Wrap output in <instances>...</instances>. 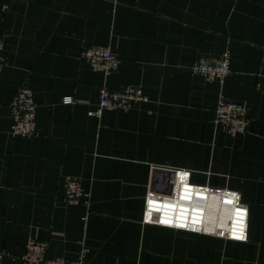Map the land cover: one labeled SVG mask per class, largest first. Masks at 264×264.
<instances>
[{"label": "crops", "instance_id": "1", "mask_svg": "<svg viewBox=\"0 0 264 264\" xmlns=\"http://www.w3.org/2000/svg\"><path fill=\"white\" fill-rule=\"evenodd\" d=\"M0 41V264H28L30 237L66 262L85 247V264H264V0H0ZM95 43L119 59L112 73L80 59ZM223 51L222 82L192 72ZM22 86L29 136L10 132ZM125 86L147 99L89 114L101 87ZM221 95L245 108L244 134L215 125ZM179 168L240 193L246 241L142 222L154 169ZM71 178L89 192L76 204L62 200Z\"/></svg>", "mask_w": 264, "mask_h": 264}, {"label": "built area", "instance_id": "2", "mask_svg": "<svg viewBox=\"0 0 264 264\" xmlns=\"http://www.w3.org/2000/svg\"><path fill=\"white\" fill-rule=\"evenodd\" d=\"M2 45L0 41V50ZM80 59L86 61L94 70L105 74L115 71L119 63V59L109 46L99 43L84 47L80 52ZM191 70L208 80L222 82L230 72L229 53L223 51L218 57L194 61ZM97 98L95 108L89 110L90 115L98 116L104 108L127 109L133 101L147 99L135 86H125L121 89L101 87ZM64 100L68 102L71 97H64ZM9 109L10 132L13 135L29 136L35 133L36 101L31 87L18 88L10 99ZM214 123L229 136L244 134L248 127L245 108L240 103L221 95L214 108ZM172 171L174 178L169 191L160 192L152 189L147 191L143 223L235 241L248 239V208L238 191L194 183L187 169L179 168ZM88 195L89 192L76 179L65 181L62 191L64 203L76 204L81 197L86 198ZM179 203H185V209H180ZM87 251V248H82L76 260L66 262L61 257H48L46 241L30 237L22 258L28 264H85L84 256Z\"/></svg>", "mask_w": 264, "mask_h": 264}, {"label": "water", "instance_id": "3", "mask_svg": "<svg viewBox=\"0 0 264 264\" xmlns=\"http://www.w3.org/2000/svg\"><path fill=\"white\" fill-rule=\"evenodd\" d=\"M174 173L170 170L154 169L150 189L160 192L169 191Z\"/></svg>", "mask_w": 264, "mask_h": 264}, {"label": "bare ground", "instance_id": "4", "mask_svg": "<svg viewBox=\"0 0 264 264\" xmlns=\"http://www.w3.org/2000/svg\"><path fill=\"white\" fill-rule=\"evenodd\" d=\"M170 207H172V206H170ZM176 207V206H175ZM182 209H185V203H184V206H183V208Z\"/></svg>", "mask_w": 264, "mask_h": 264}]
</instances>
